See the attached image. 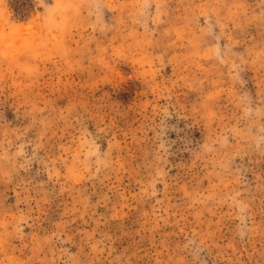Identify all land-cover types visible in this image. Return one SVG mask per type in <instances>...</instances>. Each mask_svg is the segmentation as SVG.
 I'll return each instance as SVG.
<instances>
[{"label":"rangeland","instance_id":"374dc122","mask_svg":"<svg viewBox=\"0 0 264 264\" xmlns=\"http://www.w3.org/2000/svg\"><path fill=\"white\" fill-rule=\"evenodd\" d=\"M0 264H264V0H0Z\"/></svg>","mask_w":264,"mask_h":264}]
</instances>
